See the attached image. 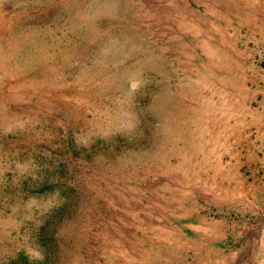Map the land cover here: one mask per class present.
<instances>
[{"label": "rangeland", "instance_id": "1", "mask_svg": "<svg viewBox=\"0 0 264 264\" xmlns=\"http://www.w3.org/2000/svg\"><path fill=\"white\" fill-rule=\"evenodd\" d=\"M70 1L1 11L0 264H264V0Z\"/></svg>", "mask_w": 264, "mask_h": 264}, {"label": "crops", "instance_id": "2", "mask_svg": "<svg viewBox=\"0 0 264 264\" xmlns=\"http://www.w3.org/2000/svg\"><path fill=\"white\" fill-rule=\"evenodd\" d=\"M26 1L29 0H0V27L2 25L4 26H8V30L9 31L11 29V24L12 21H8L9 17H6L3 13H1V11H5L8 9H22V5H24V3ZM32 1H36L37 4L39 6H37L39 9H45L48 7L51 10H56V11H62V10H76L77 5L75 4L74 1H70V0H32ZM65 1H70V3H66ZM131 3H128V1L126 0H91V3H89L88 7L90 9V11H92L94 13V15L100 16L102 14V16H108V17H112L113 15H116V17H119L122 20H135L137 19L138 21H141L142 19H140V17H144L143 19H147L148 18H153L151 17V15L154 16V12L148 13L147 10L145 9H138L135 10L134 6L131 7ZM175 5V4H174ZM155 6H161L159 3H155ZM88 7H84L85 9H87ZM155 8V7H154ZM78 10V9H77ZM157 16V15H156ZM170 19H172L174 16L168 15ZM126 20V22H127ZM158 21L163 24V21L159 20ZM122 23V22H121ZM138 23V22H136ZM168 23V22H166ZM165 23V24H166ZM137 34H135L136 36ZM134 36V37H135ZM34 37V36H33ZM137 37H139V35H137ZM44 38V37H43ZM31 39V41H30ZM3 40V39H0ZM34 39L28 38L27 42L28 43H33ZM45 43L48 42L47 38H44ZM15 40H7L6 42H8V46H4L6 49H11L10 47H12L13 45H10L9 42H14ZM5 42V41H4ZM134 43H136V45L134 44V48H137V51L141 50L143 48V50H145V47H140L138 48L137 42L134 41ZM46 47H49L50 45L45 44ZM1 50V48H0ZM28 51V49H27ZM34 52H36L35 50H29L27 53L31 56L34 55ZM8 53V52H7ZM6 53V54H7ZM26 53V54H27ZM134 52V54H130V56L134 55V56H140L141 53H136ZM3 49L0 51V56L3 55ZM39 57L42 58H58V56L55 53V50H51V49H45L44 51H42L41 55H38ZM12 57V56H11ZM46 66H48V63L46 62Z\"/></svg>", "mask_w": 264, "mask_h": 264}]
</instances>
